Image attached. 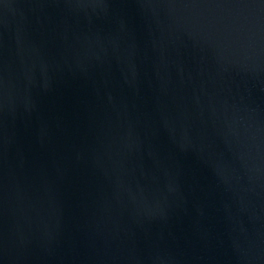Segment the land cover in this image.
Here are the masks:
<instances>
[{
	"label": "water",
	"instance_id": "1",
	"mask_svg": "<svg viewBox=\"0 0 264 264\" xmlns=\"http://www.w3.org/2000/svg\"><path fill=\"white\" fill-rule=\"evenodd\" d=\"M0 264H264V0H0Z\"/></svg>",
	"mask_w": 264,
	"mask_h": 264
}]
</instances>
